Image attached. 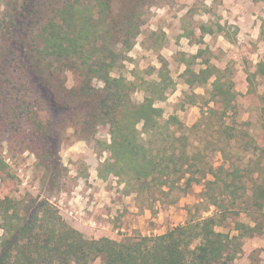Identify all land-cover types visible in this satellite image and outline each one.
<instances>
[{
    "label": "trees",
    "instance_id": "16d2710c",
    "mask_svg": "<svg viewBox=\"0 0 264 264\" xmlns=\"http://www.w3.org/2000/svg\"><path fill=\"white\" fill-rule=\"evenodd\" d=\"M22 1L21 4L11 1L8 7L0 10L3 20L0 29V130L8 121L12 128L15 124L30 122L28 147L40 158L44 154L46 160L50 150L46 134L52 121L62 123L69 118L75 119L84 139L88 136L83 133L94 134L98 126L106 125L110 140L103 145L109 157L102 164L100 176L123 177L138 191H149L153 186L173 187L181 181L183 190H187L193 183L204 181L205 191L198 204L189 209L183 224L157 236H127L122 240L85 237L65 221L47 199L37 202L31 197L30 204L23 208L25 213L20 214L14 198L0 197V264H229L240 252L242 238L264 234V181L256 180L252 172V184L248 188L243 177L250 175L251 169L239 166L232 170L224 165L211 166L202 172L192 169L196 166L195 157L187 151L185 124L176 115L164 118V109L157 105L166 99L171 85L166 78L160 77L162 70L152 68L151 73L157 72L159 80L141 83L123 75H112V71L128 59L141 32L142 12L135 11L134 0L128 1L132 10L126 15L124 27L110 19L112 0H95L97 13H87L90 6L86 1L63 0L55 7L57 14L45 20L39 7L26 12L31 1ZM217 25L214 30L202 24V38L206 33L226 30L223 24ZM23 26H26L27 35L33 32L30 46L17 35ZM223 34L229 38L228 32ZM198 57V53L192 56L193 59ZM27 61V69H31L33 75H40L39 84L45 82L50 90L62 95L61 108L71 110L70 116L51 119L44 113L43 123L41 110L31 116L26 98L21 96L18 100L16 95L28 90L26 80L20 79L22 74L18 72ZM204 64L199 71L188 65L184 71L185 82L190 87L210 86L206 90L209 98L205 99L208 112L226 123L236 98L245 95L234 88L225 70L209 60ZM67 70L77 75L75 86L69 90L59 80ZM256 75L248 71L246 96L251 97L254 92ZM94 80L102 81L103 86L96 87ZM144 84L149 94L144 101L135 102L132 94ZM191 101L196 102L195 99ZM211 103L214 106H210ZM38 113H41L40 118ZM202 113L204 115L205 110ZM22 115L24 122H21ZM246 142L245 149L257 148L254 136ZM1 164L0 160V171ZM209 173L212 179L207 178ZM225 194L229 197L228 204L223 198ZM239 198L246 206L235 208L234 203ZM203 203L208 205L201 208ZM195 209L208 214H195ZM241 211L252 216L254 224L236 219L229 231L217 229L226 226L230 215L238 216Z\"/></svg>",
    "mask_w": 264,
    "mask_h": 264
},
{
    "label": "rangeland",
    "instance_id": "374dc122",
    "mask_svg": "<svg viewBox=\"0 0 264 264\" xmlns=\"http://www.w3.org/2000/svg\"><path fill=\"white\" fill-rule=\"evenodd\" d=\"M11 1L23 2L0 0V10L4 6L8 7ZM30 1L26 12L39 7L38 11L44 12L45 20L57 14L55 7L63 0ZM85 1L90 6L87 13H97V2L82 0ZM128 1L112 0L111 3L113 13L110 19L120 27L126 25V15L132 10ZM134 3L135 11L142 12L141 32L135 39L134 48L128 53V59L122 61L121 66L112 71V75H123L128 80L141 83L144 80H159L157 72L151 73L152 68L162 70L163 76L160 77L166 78L171 85L166 99L157 105L164 109V118L176 115L185 124L187 151L195 157L196 166L192 169L202 172L211 166L224 165L228 170L239 166L251 169L250 175L243 177L248 188L252 184V172H255L252 176L256 180L263 182L264 1L134 0ZM218 23L226 27L229 38L224 36L223 31L216 32L213 37L207 36V40H204L206 36L202 38L200 26L206 24L217 30ZM2 25L0 14V29ZM23 27L19 28L17 35L27 40L30 46L33 32L27 35L26 26ZM187 33L191 35L186 36ZM1 38L0 30V43ZM197 53L199 57L193 59L192 56ZM206 60L225 70L234 88L245 95L236 98L226 123L220 122L218 115L208 112L205 99L209 98L206 90L210 86L190 87L185 82L184 71L187 66L199 71L205 67ZM26 64L18 72L22 74L20 79L26 80L28 90L16 96L18 100L21 96L26 98L31 116H35L33 112L41 110L43 123L44 113L51 119L70 116L71 110L61 108L64 104L62 95L50 90L45 82L39 84L37 79L41 78L40 75H33L32 70L27 69L28 61ZM248 71L257 74L251 97L246 96L249 88ZM59 80L69 90L75 86L77 75L67 70ZM94 85L101 88L103 82L94 80ZM147 94L149 90L145 89L144 84L133 92L132 99L142 102ZM194 99L196 102L191 103ZM38 115L40 118L41 113ZM23 116L21 122L25 121ZM10 123L8 121V125L0 130V197L14 198L20 214L25 213L23 208L30 204L31 197L37 202L47 199L56 206L65 221L85 237L122 240L127 236H157L183 224L188 218L189 209L198 204L200 196L204 194V181L193 183L187 190H183L181 181L173 187L153 186L149 191H138L131 181L123 177L113 174L100 176L102 164L109 157V151L103 145L104 141L110 140L106 125L98 126L94 134L89 131L83 133L88 136L84 139L75 119L69 118L62 123L52 121L51 129L46 134L50 150L47 149L48 157L44 160V154L40 158L28 147V132L32 124L27 121L15 124L12 128ZM253 136L257 148L245 149L246 141H251ZM207 178L213 177L209 173ZM227 196L225 194L223 197L226 204ZM207 205L203 203L201 208ZM244 206L240 198L234 203L235 208ZM194 211L195 214H208L199 209L200 212L197 209ZM236 219L254 224L252 216L241 211L238 216L230 215L226 226L217 229L229 231ZM241 243L240 252L229 264H264V234L244 237Z\"/></svg>",
    "mask_w": 264,
    "mask_h": 264
},
{
    "label": "crops",
    "instance_id": "0c3cea01",
    "mask_svg": "<svg viewBox=\"0 0 264 264\" xmlns=\"http://www.w3.org/2000/svg\"><path fill=\"white\" fill-rule=\"evenodd\" d=\"M213 35H214V34L206 33V34L204 35V36H206V37H204L203 39H204V40H207V36L213 37ZM219 36H221V35H219Z\"/></svg>",
    "mask_w": 264,
    "mask_h": 264
}]
</instances>
